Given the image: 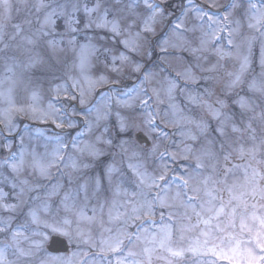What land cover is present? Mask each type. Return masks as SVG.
<instances>
[{"label": "snow or ice", "instance_id": "6c2138e0", "mask_svg": "<svg viewBox=\"0 0 264 264\" xmlns=\"http://www.w3.org/2000/svg\"><path fill=\"white\" fill-rule=\"evenodd\" d=\"M220 7L0 0V264H264V0Z\"/></svg>", "mask_w": 264, "mask_h": 264}, {"label": "rangeland", "instance_id": "374dc122", "mask_svg": "<svg viewBox=\"0 0 264 264\" xmlns=\"http://www.w3.org/2000/svg\"><path fill=\"white\" fill-rule=\"evenodd\" d=\"M13 2L15 3L16 0H13ZM30 2H31V0H30ZM231 2H232V0H218V3L221 5V7L218 9H212L211 11L222 18L224 12L226 10H230L229 5L231 4ZM182 3L186 4L187 0H186V3H184V0H168V4L171 6L170 10L175 11L177 15L180 14V5ZM193 4L194 5H202L203 0H193ZM205 7H206V5H205ZM12 15H13V21L15 22L16 20L20 19L24 15V12L22 10L18 16L16 11L14 10ZM0 23H4V21L2 19H0ZM9 30H11V28H9ZM188 35H191V34L189 33ZM224 35L226 36V33ZM223 43L226 45L227 40L225 39L223 41ZM158 54L159 53H158V49H157V57H158ZM184 55L187 56V53H185ZM157 57H153L154 63L159 62ZM213 59H215V58L213 57ZM154 63H149V67H153ZM226 63H231V62H226ZM50 72H56V75L60 74L58 69H42L40 71H37L35 73V75L32 76V80L37 85V90L39 91L40 96H41L40 105L42 107H46L48 100L50 99L48 88H49L50 82L53 79V77L50 75ZM17 99L20 100L21 102H23L26 99V96L21 91V92H18ZM18 124H19V127L21 130H23V127L25 124H28L30 126V128L32 129L33 137L38 136V134H39L38 130H43L45 136L54 134V131H60L59 129L53 130V126H51L50 124H42L39 121H31V120H23L22 119V120L18 121ZM72 134L75 135V132L73 131ZM178 139L179 138L177 137V140ZM10 142L15 143V144H19V139H17L14 142L13 141H10ZM38 142L42 143L43 137H40L39 141L34 139L33 145H35ZM4 155H7V153L6 152H0V156H4ZM186 163H188V162L176 161L175 163L172 164V167H175L177 169V171H179L183 168V166ZM4 190L8 191L7 188H5ZM225 198H227L226 194H225ZM194 221H195V217H193V222ZM225 235H226L225 233H213L212 237L209 238L208 246L211 247L213 244H221L222 238ZM184 236H185V238L183 240H180V233H174L173 247H182V248L186 249L197 238H199V240L201 242H203V240L205 239L204 236H201L199 234V230H197V229H193L191 232L185 233ZM223 246L225 247V250H227L228 245L224 244ZM67 255H70V253ZM67 255H59V256L63 257V256H67ZM161 255L167 256L168 254L167 253H161ZM169 259L171 260V264H197V262H203L205 260H212L215 258L214 257L199 256V255L194 256L191 253H185V256L169 257ZM221 261H224L227 264H229L228 260H223V259L216 260V264H221ZM154 264H167V261L154 259Z\"/></svg>", "mask_w": 264, "mask_h": 264}, {"label": "water", "instance_id": "95a60500", "mask_svg": "<svg viewBox=\"0 0 264 264\" xmlns=\"http://www.w3.org/2000/svg\"><path fill=\"white\" fill-rule=\"evenodd\" d=\"M51 253L52 254H66V253H69V252L65 251L63 246L57 245V244H53Z\"/></svg>", "mask_w": 264, "mask_h": 264}]
</instances>
